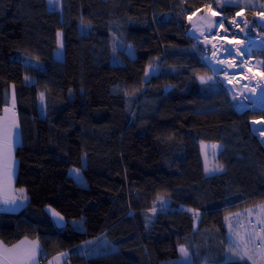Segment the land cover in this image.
<instances>
[{"label": "trees", "instance_id": "trees-1", "mask_svg": "<svg viewBox=\"0 0 264 264\" xmlns=\"http://www.w3.org/2000/svg\"><path fill=\"white\" fill-rule=\"evenodd\" d=\"M62 4L0 0V113L16 107V185L28 195L21 210L0 213L1 240L37 238L44 262L69 250L71 264H166L184 246L193 264H253L227 259L226 220L264 202V144L251 130L264 109L240 112L221 82L199 79L211 71L189 17L213 6L252 21L258 10L234 0ZM202 141L223 145L224 172L206 174ZM161 198L168 209H156ZM47 206L85 229L58 226ZM103 234L115 249L88 256L81 244Z\"/></svg>", "mask_w": 264, "mask_h": 264}, {"label": "rangeland", "instance_id": "rangeland-1", "mask_svg": "<svg viewBox=\"0 0 264 264\" xmlns=\"http://www.w3.org/2000/svg\"><path fill=\"white\" fill-rule=\"evenodd\" d=\"M234 1L237 3H243L245 6L252 7L258 11L253 16V20L251 21L247 19L244 10L245 19L249 22L246 23L244 26H243L244 23H242V25L239 27L238 30L240 32L239 34H247V36H244L240 40L238 39L236 42L234 41L235 39H232L230 41L229 48L233 50V54L229 56V65L232 61H235L236 67L234 68L231 67V69L233 71L237 69L240 70L243 61L247 59L253 68L261 69L263 68V63H264V47L259 48L258 46H256L255 48L252 49L251 46L248 45L249 42L248 37L260 36L259 39L260 38L261 39L260 41L258 40V42L264 44V2L258 0H234ZM62 6H63L62 0H50V8L61 9ZM239 13H241V11H239ZM242 13L239 16V18L242 16ZM189 20L191 25L193 26V28L191 27L190 32L193 35H197V37L194 38L201 40L203 42L205 48L204 53H206V47L208 48V50L209 49L212 50V46L214 45L216 38L223 36H228L229 38H232L231 36L234 33H231L230 31L234 29L235 25L237 26V24L233 23L232 18L223 15L218 9H216L213 6H210L204 11H197L191 14ZM212 24H215L216 26L212 27L211 31H209V26ZM111 26L114 30L119 32L120 34L119 39L123 42L122 24L120 22H113ZM1 27H3V29ZM252 39L254 38H251V41L254 42L255 39L254 40ZM4 44H5V22L2 21V23L0 24V50H3L5 52ZM246 46L249 48V50H247V52L248 51L250 52L249 54L245 53ZM55 55L57 58L60 59L63 58V32L61 30L58 33V47L55 52ZM231 69L227 68V70L223 72L226 74L224 78L228 79L229 78L228 75L233 74ZM157 71H158L157 67H151L147 79L149 80L151 75L157 73ZM207 75L208 77H211V79L215 81L219 80L218 75L214 76V73L210 72L209 74H206V76L202 75L204 81H206L205 79H208ZM44 109H45V105L44 103H42L41 111L43 112ZM170 137L172 138L175 137L173 132H168L161 135L162 139H166V138L169 139ZM222 148L223 145L215 142L214 143L211 142L203 145V156L208 174H219L224 171L225 167L219 161V154ZM74 169L79 170L78 175L72 171ZM70 173L75 177V179L79 183L83 185H87V181L83 176L82 170L80 168L72 167L70 169ZM156 209H161V210L168 209V201L166 199L161 198L159 200V206ZM261 221H264V202L232 211L227 215L226 237H227L228 260L239 259L236 253L246 247L248 254L252 258L251 259L245 258V259L249 260L253 264H262L260 251L262 248H264V223H261ZM70 222L75 229L78 230L85 229L84 221L82 219H71ZM198 222H199V213H196L195 214L196 227L198 226ZM184 248L188 252V255L186 257L180 251L179 258L169 260L166 264H193V257L191 252L186 247Z\"/></svg>", "mask_w": 264, "mask_h": 264}, {"label": "crops", "instance_id": "crops-1", "mask_svg": "<svg viewBox=\"0 0 264 264\" xmlns=\"http://www.w3.org/2000/svg\"><path fill=\"white\" fill-rule=\"evenodd\" d=\"M203 76L202 75L199 76V79L201 80ZM205 80L213 81V79H205ZM0 126H2L6 131L11 132L8 144H6L5 152H4L5 168L2 174H0V213L4 210L15 212V211L21 210L22 208L26 206L27 201H28V195H27L25 188L17 187L16 185L17 172L19 168V160L16 156V149H17V146L21 143V134H20V129H19L18 114H17L16 107L14 105L4 106L2 112L0 113ZM208 143H211V142H205V141L201 142L202 156H203V145L208 144ZM8 145H10V150H9ZM12 161H15L16 163L12 164L11 167H7V165L11 164ZM203 162H204L206 174L208 176L215 175V174L207 173L204 156H203ZM21 197H26V199H22ZM13 200L15 201V203L9 202ZM46 210L52 216L53 220L58 226L65 227L69 223L71 224V222L68 221L53 206H47ZM53 210H55V212H58L60 214V217H62L63 219L61 220L60 218L54 216ZM81 247L84 249V251L86 252L88 256L100 254V253L115 249L108 242L104 234L97 238L88 239L87 241L81 244ZM0 248H6L9 250H12L13 253L15 254H19L25 250H31L34 248L35 256H34V260L32 261V264H64L65 258L68 255H70L69 250L60 251L52 255L51 257H49L46 260V262H44L42 259V246H41L40 241L37 238H31V237H24L14 244H6L0 238ZM61 253H65L66 255L63 257H60L59 254ZM58 257L59 259H57Z\"/></svg>", "mask_w": 264, "mask_h": 264}, {"label": "built area", "instance_id": "built-area-1", "mask_svg": "<svg viewBox=\"0 0 264 264\" xmlns=\"http://www.w3.org/2000/svg\"><path fill=\"white\" fill-rule=\"evenodd\" d=\"M240 11L241 13L243 12L240 18L236 15L232 18V20L237 22L235 23L237 26L235 25L234 29L230 31L234 33L231 36L232 38L228 36L216 38L212 50H208L206 47V53L202 54L201 59L209 70L214 73V76L218 75L219 80L217 81L222 83L231 97L235 100L236 109L243 112L251 108L264 109V68H253L247 59L243 61V67H240L241 71L239 69L233 71L231 67H229V56L231 55L225 53L224 49L229 48L232 39H235L234 41L236 42L238 39L240 40L244 36H247V34H239L240 32L238 29L242 23L246 24L244 21L247 23L249 22L245 19L244 9ZM191 27L193 28L192 25ZM190 30L189 35L197 37V35L191 34ZM259 37L260 36L248 37V45L251 46L252 49L256 46L259 48L264 47V44L258 42V40L260 41L261 39H259ZM251 38L255 39H252L254 42L251 41ZM247 50H249V48L246 46L245 53L249 54L250 52H247ZM223 61H228V63H223ZM227 68H230L233 72L232 75H228V79L224 78L226 74L223 73ZM251 130L253 135L264 144V117L251 119ZM71 262V257L68 255L64 260V264H71Z\"/></svg>", "mask_w": 264, "mask_h": 264}, {"label": "snow or ice", "instance_id": "snow-or-ice-1", "mask_svg": "<svg viewBox=\"0 0 264 264\" xmlns=\"http://www.w3.org/2000/svg\"><path fill=\"white\" fill-rule=\"evenodd\" d=\"M241 13L237 12L236 16H240ZM245 23H247L246 21H244ZM233 23H237L235 20H233ZM215 24H212L209 26V31H211L212 27H215ZM222 26V25H221ZM227 31V30H226ZM239 50V49H237ZM224 52L227 53L228 55H232L233 54V50L230 48H225ZM215 55V53H214ZM223 63H228V61H223ZM230 67H236L235 61H232L229 65ZM241 67H243V65H241ZM223 70V69H222ZM208 79H211V77H209ZM202 82H204V78H201ZM41 96H43V94H41ZM11 132L10 131H6L2 126H0V174H2L4 168H5V164H4V152H5V147L6 144H8L9 138H10ZM9 150H10V145H8ZM15 161H12L11 164L7 165V167H11L12 164H15ZM73 172H75L77 175L79 173L78 169H74L72 170ZM23 191V190H22ZM22 199H26V197H21ZM11 203H15V201H9ZM153 211H155V209H153ZM53 215L60 218L61 220L63 219L62 217H60V214L58 212H55V210H53ZM261 223H264V221H261ZM181 253L186 257L188 255L187 250L181 246L180 248ZM235 251V249H234ZM65 253H61L59 254L60 257L65 256ZM236 255L238 256L239 259H251L252 257L248 254L246 247L240 251H238L236 253ZM34 256H35V249H31V250H25L22 253L19 254H15L13 253L12 250L6 249V248H0V264H32V261L34 260ZM260 256H261V262L262 264H264V248L261 249L260 251ZM59 259V257L57 258Z\"/></svg>", "mask_w": 264, "mask_h": 264}]
</instances>
